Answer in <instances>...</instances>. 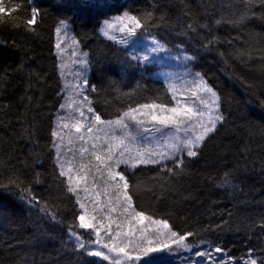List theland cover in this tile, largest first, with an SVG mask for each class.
<instances>
[{"label": "trees", "instance_id": "trees-1", "mask_svg": "<svg viewBox=\"0 0 264 264\" xmlns=\"http://www.w3.org/2000/svg\"><path fill=\"white\" fill-rule=\"evenodd\" d=\"M0 4V264H101L69 241L80 211L54 162L63 103L55 34L68 25L87 53L86 96L103 122L143 104L170 107L157 67L100 35L105 22L125 15L141 21L140 36L190 58L223 116L196 157L122 170L133 209L167 222L199 251L211 248L213 258L264 264V0Z\"/></svg>", "mask_w": 264, "mask_h": 264}, {"label": "rangeland", "instance_id": "rangeland-1", "mask_svg": "<svg viewBox=\"0 0 264 264\" xmlns=\"http://www.w3.org/2000/svg\"><path fill=\"white\" fill-rule=\"evenodd\" d=\"M118 18L105 22L100 35L125 48L136 62L156 66L157 72L154 76L167 87L172 98V104L168 108L190 107L194 109V116L191 120L180 117L177 124L164 127L152 122L150 110H144L143 115L136 114L135 120L121 116L118 119L121 121L120 125L109 123L116 120L97 124L94 119L96 113L88 111L91 107L90 101L84 99L88 91V57L78 47L70 27L61 23L55 34V56L58 59L57 70L63 103L54 121L53 132L57 135L52 134L54 162L60 173L64 172L62 177L67 183V189H75L71 193L80 215H85L86 221L93 225L91 228L82 229L78 219L77 228L68 233L69 241L87 255L89 251L103 252L109 257L108 260L90 256L101 264H114L117 259L122 264H197L198 260H203L204 264H217V256L212 259L208 256H196L200 245L189 246L185 240L178 243V237H173L172 231L169 228L164 229L162 224L153 223L155 220L148 217L143 223L134 220L132 216L136 210L133 207L128 212L124 211L127 207L122 198L124 181H120L118 176L115 179L109 176V166L114 172L133 169L132 164H136V167L144 166L137 163L141 155L145 159L159 161L155 164H163L177 156L187 155L185 141L194 140L196 135L204 131L201 122L208 124L210 116L219 114L217 96L216 104L213 105L210 94L198 87L202 79L192 72L188 56L167 51L153 37L140 36L138 29L131 24H116L114 29H108L107 36L104 35L102 30L105 26L115 23ZM198 113H203V116ZM156 114L160 115L158 109ZM77 124L82 125L80 132H76ZM89 127L92 128L91 132L88 131ZM110 151L112 160L108 159ZM97 155L106 163L96 160ZM117 159L128 160V164L113 165V161ZM117 197H120L119 201ZM81 204L84 205L83 208ZM110 208L115 211H110ZM130 227L133 229L132 234L119 237L117 243L121 246L129 244L126 251L132 259L102 247L105 243L111 245V237L117 231L127 232ZM97 229L100 231L99 236L96 235ZM142 230H147L143 236ZM76 236L80 239L77 240ZM81 244L83 247H80ZM149 247H157L159 251L145 254L143 249ZM137 256L140 259H136ZM218 264L229 263L219 260Z\"/></svg>", "mask_w": 264, "mask_h": 264}, {"label": "snow or ice", "instance_id": "snow-or-ice-1", "mask_svg": "<svg viewBox=\"0 0 264 264\" xmlns=\"http://www.w3.org/2000/svg\"><path fill=\"white\" fill-rule=\"evenodd\" d=\"M4 11H6V9L4 8V6L2 4H0V12H4ZM35 22H36V15L33 14L32 17L27 20V23L29 25H33V24H35ZM116 24H131V25H134V27L137 28V29H139L141 27V21L138 20L135 16L125 15L124 17L118 18L115 21V23L107 24L105 26V28L102 30L103 34L107 36L108 35V29H114ZM57 47H59V45H57ZM84 55H87V53H84ZM198 87L202 88L204 92L210 94V96L212 97L211 103L213 105H215L216 104V96H217L216 92L213 91V89L211 87H209L208 85L204 84V82L202 80L200 81ZM193 95H195V93H193ZM84 99L87 100L88 97L85 96ZM202 103H204L205 107H208V104L206 102L202 101ZM157 109L159 110L160 115L156 114V110ZM144 110H150L149 114L151 116V121L152 122H154L155 124H158V125H162L164 127H167L170 124H172V125L177 124L178 123V118H180V117H186L188 120H191L192 117L194 116V109L193 108L186 107V106L185 107L168 108V107H165V106L159 105V104H143V105H140L138 108H133L130 111L125 112L124 115L126 117H130L131 119L135 120L136 119V114L139 113V114L143 115L144 114ZM88 111L92 112L93 109L91 107H89ZM198 114L200 116H203V113H198ZM94 119H95V122L97 124H100V123L103 122L101 120V116L100 115H94ZM222 120H223V116L217 114L214 117L213 116L209 117L208 124H203L201 122V126L203 127L204 131L201 134L196 135L194 140L190 139V140L185 141V143H184V147L188 149L187 153H186L187 157L194 158V157H196L198 155V152L196 150H194V149H198V148L201 147V142L205 140L206 136L209 133H212L216 129L217 122L222 121ZM179 122L183 123L185 121H179ZM109 123L110 124L111 123H115L116 125H120L121 121L120 120H116L114 122H109ZM65 127H67V125H65ZM81 127H82V125L77 124L75 126L76 132H80ZM88 131L91 132L92 128L89 127ZM145 131H148V130L145 129ZM56 135H57V133L53 132V136H56ZM81 139H83V136H81ZM121 143H123V141H121ZM57 147H59V146H57ZM93 147L95 148L96 145H93ZM121 155H123V153H121ZM108 159L112 160L111 151L109 152ZM96 160L100 161L102 164L106 163L104 160H102V157L99 156V155L96 156ZM121 163L128 164V160L117 159V160L113 161V165H118V164H121ZM137 163L147 165V164L159 163V161L145 159L143 157V155H141L140 159L137 161ZM132 167L135 168L136 164H132ZM60 175L63 176L64 172L61 171ZM109 176L112 179H115L118 176L120 181H124V184H123L124 191H123V194H122V198H123V201L126 202V204H127V207L124 208V211L128 212L129 209H131L133 207V202H132L131 196L128 194V191H127L128 187H129V184H128L126 175L123 172H114V171H112L111 170V166H109ZM117 187H119V185H117ZM68 190L70 192H74L75 191V189H73L71 187ZM119 199H120V197H117L118 201H119ZM81 207L83 208L84 205L81 204ZM110 211H115V209L110 208ZM78 218H79V221H80V228L88 229V228L93 227L91 222L86 221L85 215H80ZM132 218L134 220H137L140 223H143L144 220H145V216L139 211H136L134 213V215L132 216ZM112 223H115V221H112ZM153 223L158 224V225L162 224V227L164 229H167L169 227L167 222H163L162 223L161 221L156 220V221H153ZM110 226L111 225H109V227ZM117 227L119 228L120 225H117ZM146 231L147 230H142V236H143V233L146 232ZM132 232H133V229L131 227L128 229L127 232L117 231L115 233V235L111 237V245L105 243V244L102 245V247L108 248L110 252L125 255L127 257V259H132L131 256L127 255V251H126L127 248L129 247V244H123L121 246L120 244L117 243V240H118L119 237L128 236V235L132 234ZM96 235L97 236L100 235L99 229H97ZM176 235H177L176 232L173 231L172 232V236L175 237ZM76 239L79 240L80 237L76 236ZM184 239H185V237L180 236L178 238L177 242L179 243L180 241H183ZM80 247H83V244H81ZM165 247H167V244H165ZM212 247L215 249L216 253H222V252L226 251L225 249H223L222 247H220L218 245H213ZM143 251L145 252V254H147L148 252L159 251V248H157V247H149V248L143 249ZM88 255L89 256H93V257H102L105 260L109 259V257L106 256L101 251H89ZM195 255L198 256V257H203L205 255H208L210 259L213 258L212 257V249L211 248H208V249H205V250H201V251H197L195 253ZM136 259H140V257L137 256ZM223 259H224V256L221 255L218 258V260H217V264H218L219 260H223ZM114 264H122V262H121V260L117 259V260L114 261ZM197 264H204V261L203 260H198ZM252 264H256V261L254 259L252 261Z\"/></svg>", "mask_w": 264, "mask_h": 264}]
</instances>
